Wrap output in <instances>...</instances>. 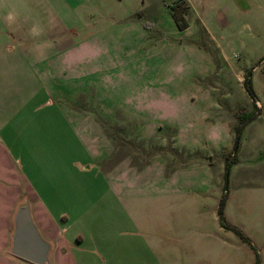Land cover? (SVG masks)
I'll return each mask as SVG.
<instances>
[{
	"label": "crops",
	"instance_id": "0c3cea01",
	"mask_svg": "<svg viewBox=\"0 0 264 264\" xmlns=\"http://www.w3.org/2000/svg\"><path fill=\"white\" fill-rule=\"evenodd\" d=\"M150 6L148 0H0V264H39L12 251L16 214L26 202L50 243L43 264H164L157 248L173 228L171 194H187L195 207L198 199L219 198L214 184L221 180L207 163L169 174L162 155L143 166L131 155L106 165L116 144L99 117L142 119L146 135L172 124L179 138L181 100L198 103L202 137L193 145L233 139L234 125L209 82L190 84L198 97L177 91L183 54L206 59L202 46L179 44L164 80L154 73L139 80L138 70L124 65L149 35L143 22ZM85 102L99 117L76 106ZM191 213L197 221L198 211ZM258 253L256 264H263Z\"/></svg>",
	"mask_w": 264,
	"mask_h": 264
},
{
	"label": "rangeland",
	"instance_id": "374dc122",
	"mask_svg": "<svg viewBox=\"0 0 264 264\" xmlns=\"http://www.w3.org/2000/svg\"><path fill=\"white\" fill-rule=\"evenodd\" d=\"M148 1L151 6L145 9L143 25L149 35L140 40L134 55L125 57L124 65H133L138 70L134 76L139 80H146L151 73L156 79L164 80V69L178 59L179 44L194 42L202 46L209 55L206 59L199 52L196 57L183 54L182 61L186 63L182 71L176 72L183 86L177 91L184 89L190 97L193 94L198 97V87L190 84L209 82L223 115L234 125L233 139L230 144L217 147L193 145L202 137H198V103L190 106L181 100L185 117L178 120L183 128L179 138L178 128L172 124L161 123L160 129L146 135L142 131V119H103L106 131L116 144L113 158L131 155L133 162L143 166L162 155L174 170L179 166L207 163L221 180L214 184L219 198L210 195L204 200L198 199L197 209L187 194H171L170 211L176 212L171 219L173 228L157 248L164 264H256L258 250L264 254V0ZM173 2L178 3L177 10L184 11L187 7L186 16L190 23L193 20V28L183 31L177 26L170 12ZM153 44L157 46L151 48ZM207 60H211L209 69ZM249 70H252L256 102L244 84ZM255 105L262 108V113L246 124L235 145L237 113L242 109L251 111ZM76 106L95 112V116L98 114L92 104L85 102ZM231 151L236 156L231 161L227 180L222 165L225 155ZM246 176L258 183L251 180L252 184L245 185ZM224 194L227 220L242 228L253 244L222 224L217 205ZM191 211H198L197 221Z\"/></svg>",
	"mask_w": 264,
	"mask_h": 264
},
{
	"label": "trees",
	"instance_id": "16d2710c",
	"mask_svg": "<svg viewBox=\"0 0 264 264\" xmlns=\"http://www.w3.org/2000/svg\"><path fill=\"white\" fill-rule=\"evenodd\" d=\"M177 6H179L177 2L171 3V5H170L171 13H172V16L174 17L178 27L182 29V28H185V27L190 25V20L186 16L187 7H185L184 11H180L179 9L177 10ZM251 74H252V70H249L248 74L245 76L244 84H245L246 89L249 91V93L251 94V96L254 98V100L256 102L257 97H256L255 89L252 85ZM261 112H262V108L259 107L258 105H255V108L251 111L246 110V109H242L237 113V117H238L239 121L235 125V131H236L235 145L238 144V142L241 138V133H242L244 127L246 126V124L249 121L253 120L255 117H257ZM99 120L104 125L103 119L100 118ZM235 156H236L235 151L234 152L233 151L228 152L225 155V177L227 180H228V175H229V167H230L231 161H233ZM108 161H110V162H108ZM118 161H119V159H114L113 155H112L109 158V160L106 161V163H110L108 166H112ZM173 170H174V168H169V166L167 167V173L168 174L171 173ZM226 201H227V197H226V194H224L220 198L219 205H218V214H219V217L221 219L222 224L226 227L234 229L245 241H248V242L253 244V242H252L253 240L243 231L242 228H240L239 226H237L233 223H230L227 220L226 215H225ZM257 262H259V256L257 258Z\"/></svg>",
	"mask_w": 264,
	"mask_h": 264
},
{
	"label": "water",
	"instance_id": "95a60500",
	"mask_svg": "<svg viewBox=\"0 0 264 264\" xmlns=\"http://www.w3.org/2000/svg\"><path fill=\"white\" fill-rule=\"evenodd\" d=\"M49 241L42 235L32 216L30 204H22L16 214V228L12 251L32 262L43 264L48 260Z\"/></svg>",
	"mask_w": 264,
	"mask_h": 264
}]
</instances>
